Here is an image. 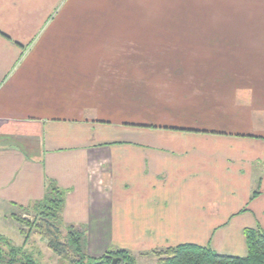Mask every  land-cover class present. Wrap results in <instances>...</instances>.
I'll return each mask as SVG.
<instances>
[{"label":"crops","instance_id":"1","mask_svg":"<svg viewBox=\"0 0 264 264\" xmlns=\"http://www.w3.org/2000/svg\"><path fill=\"white\" fill-rule=\"evenodd\" d=\"M94 2L0 0V222L54 184L87 240L245 256L264 232V0H193L176 72L140 78L87 25Z\"/></svg>","mask_w":264,"mask_h":264},{"label":"rangeland","instance_id":"2","mask_svg":"<svg viewBox=\"0 0 264 264\" xmlns=\"http://www.w3.org/2000/svg\"><path fill=\"white\" fill-rule=\"evenodd\" d=\"M94 1L96 8L87 13V25L104 29L105 37L120 44L118 48L121 56L122 53L129 52L130 58L126 60L130 65V72L137 78L149 74L176 72L177 34L175 32L177 26L190 28L193 25V0ZM90 6L91 1L89 8ZM138 94L141 96H137L136 99L130 97L129 100L136 101L131 106L132 111L142 112L146 110L145 106L141 105L145 97L141 92ZM15 216H28L32 220L33 213L31 210L18 209ZM75 227L85 232L87 230V227ZM19 229L20 225L17 221L0 222V235L6 236L14 247L23 248L31 256L34 264H69L50 250L47 241L38 232L33 231L27 239ZM66 233L67 229L64 228L63 234ZM86 237L85 234L86 251L95 257L109 250L127 249L136 257L138 264H153L157 259L154 253L135 251L132 242L115 239L111 235H104L98 242H94L92 236L90 240Z\"/></svg>","mask_w":264,"mask_h":264},{"label":"trees","instance_id":"3","mask_svg":"<svg viewBox=\"0 0 264 264\" xmlns=\"http://www.w3.org/2000/svg\"><path fill=\"white\" fill-rule=\"evenodd\" d=\"M66 193L54 184L49 185L44 198L30 209L32 220L14 216L20 225V233L28 239L30 233L38 232L50 250L69 264H138L136 257L127 249L109 250L99 257L87 253L85 231L74 225L65 226L63 222ZM64 228L67 229L65 235ZM244 235L245 256L222 254L209 246L183 243L155 250L157 259L153 264H264V232L247 228ZM0 264H34V261L23 248L14 247L6 236L0 235Z\"/></svg>","mask_w":264,"mask_h":264}]
</instances>
